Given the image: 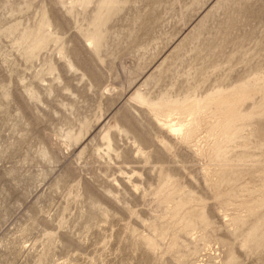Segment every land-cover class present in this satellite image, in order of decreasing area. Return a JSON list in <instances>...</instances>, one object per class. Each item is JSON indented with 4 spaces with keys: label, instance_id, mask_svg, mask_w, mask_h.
I'll use <instances>...</instances> for the list:
<instances>
[{
    "label": "rangeland",
    "instance_id": "obj_1",
    "mask_svg": "<svg viewBox=\"0 0 264 264\" xmlns=\"http://www.w3.org/2000/svg\"><path fill=\"white\" fill-rule=\"evenodd\" d=\"M100 1L0 0V264H264V0H118L93 48ZM234 89L248 97L227 156L259 168L219 199L209 158L170 141L136 94ZM108 131L118 156L97 157ZM190 197L182 214L206 215L196 230L166 213ZM230 217L244 221L235 236Z\"/></svg>",
    "mask_w": 264,
    "mask_h": 264
},
{
    "label": "bare ground",
    "instance_id": "obj_2",
    "mask_svg": "<svg viewBox=\"0 0 264 264\" xmlns=\"http://www.w3.org/2000/svg\"><path fill=\"white\" fill-rule=\"evenodd\" d=\"M88 3L89 0H70L69 5L76 4L78 6L85 7ZM116 3H118V0H101L99 2L97 11L92 17L93 25L91 24V26H93V30H90V32L87 33L86 37L87 41L90 45L93 46V48H97L100 44V28L105 20L103 18V12L105 10L111 9ZM35 38L36 40L33 43V48H37V46L39 47L44 42V37L35 36ZM138 93L136 94L137 101L139 102V104L145 105L149 109L148 111L152 113L151 116L153 117L154 121L157 123V125H159V127L165 130V133L168 134L170 141L172 139H175L178 142H183L186 144H190L193 142L196 146L194 150L195 154L203 158H209L210 164L203 169V176L205 183H207L214 190V197L220 199V188L225 184L230 185L231 183L237 181L245 171H249L251 169H255V171L258 170L259 167H256L253 164H249L253 163V160H251L252 157L251 159H248L250 157L249 154H247L246 156V153L240 152V154H242L239 155L237 159L227 156V150H230L227 149L228 144L235 142L234 140L237 139L238 129L240 128L239 127L237 129L236 126L238 124L235 125L236 120L233 119V116L235 115L234 107L240 101H242V99L248 97L247 92L243 89H234L229 95H213L204 99H196L195 96H183L179 99L174 96L176 99H173L169 95H162L158 97L156 101H153V99H146L145 97L147 95L144 94V97L143 95H141V93ZM115 128L118 133L122 132L127 135L126 130L122 129V127L117 123ZM101 141V145L97 146L93 151L95 156L100 158L107 157L108 159H111V153H114V155L118 156V154L116 153V149L113 145V137L109 133V131L101 137ZM160 142V144H162L163 147L166 149L172 147L170 146L168 141H165V139L161 138ZM136 152L138 154H143V152L140 151L138 148ZM169 179L170 174L166 172L162 178V184L160 185L164 186L168 184ZM259 189L260 188L256 190L258 191ZM192 201H194V198L192 197H190L189 199L187 198L186 200H179L176 202H172L171 198H169V200H167L166 202L172 204L170 207L166 208V213L167 215H169L170 218H175L178 215V217L180 218L179 220L181 223H183L184 227L189 228L191 230H196L195 219L203 222L206 221V215L204 214L203 210L199 212L197 216L193 214L194 211H183V214L181 212L182 209ZM201 209H203V207H201ZM227 221L229 226L233 228L231 231V234L233 236H235L237 232L241 230L240 227L244 223L242 219L237 217H230ZM262 223L263 222H260L258 226H263ZM262 232H264V229H261V233ZM245 236L246 240H244V242H247V240H250L253 237L252 230L249 229V231L246 232ZM200 238L201 240H205V233H201ZM151 243H153L152 240ZM174 243L176 242H173V244ZM205 244H207V242H205ZM206 246H208V244ZM226 253L230 256L231 250L228 249Z\"/></svg>",
    "mask_w": 264,
    "mask_h": 264
}]
</instances>
